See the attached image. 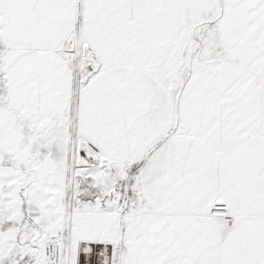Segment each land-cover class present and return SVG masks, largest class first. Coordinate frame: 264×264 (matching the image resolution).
Segmentation results:
<instances>
[{
    "label": "snow or ice",
    "instance_id": "1",
    "mask_svg": "<svg viewBox=\"0 0 264 264\" xmlns=\"http://www.w3.org/2000/svg\"><path fill=\"white\" fill-rule=\"evenodd\" d=\"M0 264H264V0H0Z\"/></svg>",
    "mask_w": 264,
    "mask_h": 264
}]
</instances>
